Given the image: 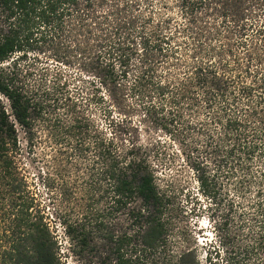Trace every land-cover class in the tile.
Instances as JSON below:
<instances>
[{
	"label": "trees",
	"instance_id": "obj_1",
	"mask_svg": "<svg viewBox=\"0 0 264 264\" xmlns=\"http://www.w3.org/2000/svg\"><path fill=\"white\" fill-rule=\"evenodd\" d=\"M103 1L0 0V264H198L195 248L177 253L170 248L171 198L157 184L148 153L136 144L121 150L114 139L91 130L66 89L67 81L54 83L49 92L21 80L20 62L38 46L89 56L98 44L110 58L104 68L114 83L126 77L131 55L139 51L135 46L141 48L131 89L136 96L144 92L162 98L157 106L151 100L144 105L150 117L168 107V117L153 116L159 125L195 129L198 124L183 120L180 112L183 107L197 109L203 101L215 114L211 122L223 131L215 147L219 166L229 163L242 190L255 184L260 187L257 195L263 193L264 169L254 172L252 163L264 166V42L259 39L264 33L245 24L247 0H176L187 24L174 26V33L185 39L173 46V36L167 34L171 17L154 23L153 12L135 14L138 2L105 13L99 5ZM151 2L141 1L146 7ZM71 38L73 49L67 42ZM188 38L192 41L186 43ZM234 45L244 50L242 56ZM112 61L122 70L116 72ZM170 66L183 68L182 73H173ZM25 75L30 73L26 70ZM59 107L63 117L56 115ZM46 139L71 149L67 164L75 157L86 162L85 174L75 176L74 187L62 160L39 173L49 203L60 199L55 218L31 191L21 167L23 148L33 154ZM200 165L198 161L193 170L206 195L210 183ZM76 189L81 191L78 198ZM263 202L251 204V209L256 207L251 212H238L237 230L227 234L233 240L226 251L222 237L210 242L204 252L209 264L213 252L218 258L221 250L225 264H264V211L258 208ZM244 228L250 231L244 234Z\"/></svg>",
	"mask_w": 264,
	"mask_h": 264
},
{
	"label": "rangeland",
	"instance_id": "obj_2",
	"mask_svg": "<svg viewBox=\"0 0 264 264\" xmlns=\"http://www.w3.org/2000/svg\"><path fill=\"white\" fill-rule=\"evenodd\" d=\"M141 1L104 0L99 5H103L101 12L108 13L111 10L120 8L125 2H138L135 14L141 12L146 16H150V13L153 12L154 23L167 16L173 19L170 30L167 31V34L173 36L172 46L176 42L185 39L184 35L174 33L176 24L181 26L187 24V19L182 18L176 0L169 1L167 6L163 5V0H152L151 6L148 7ZM244 4L246 9L245 24L249 26L253 24L252 31L259 29L264 33V3L257 0H247ZM130 11L133 12V8L132 10L130 8ZM254 33L250 37L254 38ZM87 39L93 46L97 44L93 39L89 40V35ZM259 39L264 42V37H259ZM72 41L73 38L67 40L68 45L73 49L74 43ZM190 41H192L190 38L186 39V43ZM263 42L261 45H263ZM248 43H250L249 40ZM235 45L233 48L236 52L239 51L240 56H242L244 50L239 48L238 50ZM135 49H139V51L138 54L131 55L129 66L124 70L126 77H119L117 78L118 82L114 83L106 74L109 69L104 68L106 64H109L110 58L107 55L105 56L102 49L99 51L98 44L96 51L89 56H74V54L69 53V50L51 51L47 47L38 46V49L28 54L24 62H20L19 68L24 71L21 80L29 87H40L42 90L49 92H52L54 83L58 85L60 81H67L66 89L71 95L74 94L79 113L90 121L91 130L102 131L108 139H114L115 145L121 150L130 148L134 144L141 146L145 153H148L147 159L155 172L157 184L164 188L171 198L169 245L172 252L177 253L195 248L198 264H209L205 259L204 252L209 249L210 242L214 243L218 236L222 237L223 242L227 244L223 247L226 251L233 240L232 235L227 234L234 233L237 230V224L234 223V220L237 218L238 212L239 214L242 211L248 213L256 209V207L251 209L250 205L256 204L261 199L264 200V189L260 196L257 195V190L260 187L255 184H251L250 188L247 187V189L242 190V187L240 188L237 183L238 175L232 174L234 169L229 167V163H222L219 166L220 160L216 157L218 155L215 154L217 150L215 147L219 143L218 139L223 136V131L220 126L211 122L215 114L211 110L205 109L206 105L203 101L197 106V109L191 110L183 107L180 112L184 117L183 120L189 122L192 120V123L198 124L195 129L191 127L185 129L184 124L169 126L168 129L159 125L154 117H168V114H166L169 110L168 107L165 108L164 112H159L153 115L154 117H150L144 105L146 103L148 105L151 100L157 106L162 98L144 92L137 94L138 96L133 95L132 83L139 74L140 66L138 62L140 61L139 55L142 52L141 48L137 46H135ZM101 52L102 54H100ZM132 52L134 53V51ZM98 57L99 60H97ZM112 62L115 65L116 72L122 70L117 61ZM241 64L243 65L242 69H244L246 62L242 60ZM7 65L8 63L3 64V66ZM255 65L253 64V68L250 67L251 70L254 69ZM170 69L178 75L183 70L178 66H170ZM26 70L30 75H25ZM57 73L60 75L58 76ZM250 80L251 78L248 77L246 83L249 84ZM51 99H54V97ZM59 99L60 102L61 96ZM62 113H64V110L59 107L56 115L63 117ZM57 143L46 139L45 143L35 147L33 154H29V152L27 154V151L23 148L24 153L21 159V167L25 172L27 181L31 184V191L37 195V199L46 208V212L54 218L55 205L61 204L60 199L54 201L53 204L49 203L48 192L44 188L41 178L38 177L39 173L45 172L48 165L58 166L62 160L61 163L72 174L66 178H68L67 180L73 179L70 183L72 184L71 187H74L75 176L77 175L80 179L83 178L82 174H85L84 168L86 166V162L77 157L73 159V163L67 164L65 157L71 153V149L69 148L68 151V148L60 147ZM64 149L65 151H63ZM226 152L227 148L224 154ZM198 161L202 163L200 165L201 173L208 175L209 178L210 186L206 195H202L199 190L197 173L193 170ZM78 168L79 173L76 174ZM252 169L256 172L264 169V166L257 163L256 160L252 163ZM240 189L243 193L240 192ZM80 192L76 189L77 197L74 198L80 197ZM258 208L264 211V202ZM244 229V234L250 231ZM256 229L257 227L253 228L254 231ZM56 234H58L59 242L64 246L61 228L56 230ZM63 246H61L62 251L65 250ZM217 247L221 250L218 243ZM214 255L213 252L211 264H225L223 261L225 254L222 253V250L218 258Z\"/></svg>",
	"mask_w": 264,
	"mask_h": 264
}]
</instances>
